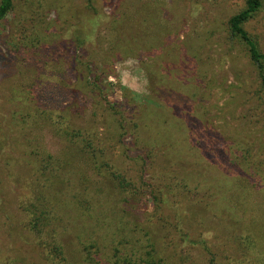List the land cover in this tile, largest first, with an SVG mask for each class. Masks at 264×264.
<instances>
[{
  "label": "rangeland",
  "instance_id": "374dc122",
  "mask_svg": "<svg viewBox=\"0 0 264 264\" xmlns=\"http://www.w3.org/2000/svg\"><path fill=\"white\" fill-rule=\"evenodd\" d=\"M262 2L245 29L264 53ZM245 6L244 0H13L0 23V249L12 248L10 229L23 220L5 167L29 179L36 160L25 153L68 155L70 144L57 133L65 116L73 128L96 133L113 164L136 183L134 212L168 264H184L187 255L190 264H211L202 248L178 238L177 226L206 239L217 264L237 259L230 232L198 204L170 197L185 217L172 224L160 214L156 196L167 183L160 160L155 167L149 150L123 137L121 122L135 113V119L162 115L159 99L176 105L181 99L173 90L188 89L210 133L235 144L246 165L264 170V75L229 28ZM242 197L232 212H244L264 232V191L251 188ZM11 252L16 264H31Z\"/></svg>",
  "mask_w": 264,
  "mask_h": 264
},
{
  "label": "trees",
  "instance_id": "16d2710c",
  "mask_svg": "<svg viewBox=\"0 0 264 264\" xmlns=\"http://www.w3.org/2000/svg\"><path fill=\"white\" fill-rule=\"evenodd\" d=\"M244 1L245 8L230 18L229 28L264 75V53L245 29L263 2ZM12 7L13 0H0V23ZM173 91L181 100L171 105L159 99L155 107L164 112L162 115L135 119V113L121 122L123 137H131L149 150L155 167L160 160L167 179L156 196L163 210L160 214L172 224L179 223L186 212L170 197L190 200L225 226L239 246V257L230 264H264L263 229L244 212L231 209L232 202H240L249 189L264 191L263 168L246 165V160L235 155V144L220 142L210 133L193 108L195 97L190 90ZM65 120V116L58 120L57 133L69 142L68 155L25 153L36 160L29 167V179L18 177L11 166L5 167L7 177L19 190L23 220L21 227L10 229L12 248L0 249V264H16L12 249L24 254L31 264H168L154 233L141 225L134 212L136 183L113 164L110 154L98 144L96 133L73 128ZM142 166L147 170V161L143 160ZM230 169L235 176L229 174ZM88 171L99 180L92 182ZM239 176H244V184ZM20 228L26 230L27 237ZM175 232L184 243L202 248L210 255L211 264H217L206 239L181 226ZM182 261L190 264L191 257L184 256Z\"/></svg>",
  "mask_w": 264,
  "mask_h": 264
}]
</instances>
